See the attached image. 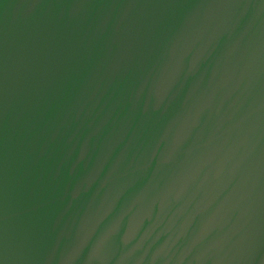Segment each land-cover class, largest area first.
Returning <instances> with one entry per match:
<instances>
[{"label": "water", "instance_id": "obj_1", "mask_svg": "<svg viewBox=\"0 0 264 264\" xmlns=\"http://www.w3.org/2000/svg\"><path fill=\"white\" fill-rule=\"evenodd\" d=\"M0 264H264V0H0Z\"/></svg>", "mask_w": 264, "mask_h": 264}]
</instances>
